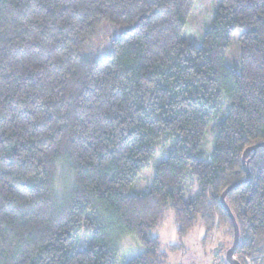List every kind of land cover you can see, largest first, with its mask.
<instances>
[{"label": "trees", "instance_id": "trees-1", "mask_svg": "<svg viewBox=\"0 0 264 264\" xmlns=\"http://www.w3.org/2000/svg\"><path fill=\"white\" fill-rule=\"evenodd\" d=\"M196 2L0 0V264H168L153 229L169 207L181 236L199 218L233 227L220 195L264 141V0H221L201 43L185 35ZM104 23L119 33L94 58ZM249 165L226 201L236 259L264 264V147ZM128 237L142 250L124 260Z\"/></svg>", "mask_w": 264, "mask_h": 264}, {"label": "rangeland", "instance_id": "rangeland-1", "mask_svg": "<svg viewBox=\"0 0 264 264\" xmlns=\"http://www.w3.org/2000/svg\"><path fill=\"white\" fill-rule=\"evenodd\" d=\"M220 2L221 0H197L185 30L186 37L201 43ZM118 33L119 28L104 23L88 40L87 53L94 58L104 56L110 49L113 37H116ZM239 54L240 47L236 41L228 52L227 62L229 64L237 63ZM171 144L170 140L164 139L158 142L155 157L138 178L132 189L133 194L143 193L149 189L156 166L160 160L166 157ZM214 144L215 129L212 122L203 142L204 155L211 156ZM153 234L160 237L161 250L166 253L168 264H229L226 253L233 244V227L222 216L215 217L214 224L210 229H207L199 218L196 225L186 235L181 236L177 232L174 209L169 207L164 220L153 229ZM141 250L142 247L133 237L124 240L122 245L124 260L135 256ZM237 257L239 258V255L235 254V258ZM246 260L248 261L250 258L246 257Z\"/></svg>", "mask_w": 264, "mask_h": 264}, {"label": "water", "instance_id": "water-1", "mask_svg": "<svg viewBox=\"0 0 264 264\" xmlns=\"http://www.w3.org/2000/svg\"><path fill=\"white\" fill-rule=\"evenodd\" d=\"M264 147V141L259 142L257 144L251 145L247 147L243 154H242V163H243V168L246 173V177L244 179L238 180L232 184H230L220 195V201L226 212L228 213L230 219L233 222V227H234V239H233V244L232 246L227 250L226 253V258L229 264H241L239 260L235 258V252L239 246L240 243V230H239V225L237 223V220L235 218V215L233 214L231 208L229 207L227 201H226V196L227 194L236 186L240 185L243 182H246L250 179L251 177V170H250V157L253 156L258 148Z\"/></svg>", "mask_w": 264, "mask_h": 264}]
</instances>
